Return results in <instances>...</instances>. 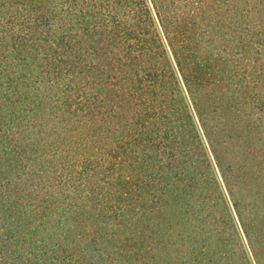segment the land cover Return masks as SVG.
Masks as SVG:
<instances>
[{
    "label": "trees",
    "instance_id": "16d2710c",
    "mask_svg": "<svg viewBox=\"0 0 264 264\" xmlns=\"http://www.w3.org/2000/svg\"><path fill=\"white\" fill-rule=\"evenodd\" d=\"M0 264H264V0H0Z\"/></svg>",
    "mask_w": 264,
    "mask_h": 264
}]
</instances>
